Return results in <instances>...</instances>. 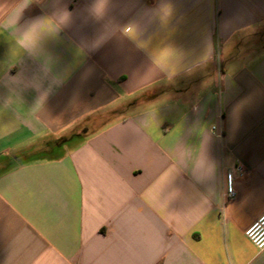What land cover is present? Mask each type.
Wrapping results in <instances>:
<instances>
[{
  "label": "crops",
  "instance_id": "obj_1",
  "mask_svg": "<svg viewBox=\"0 0 264 264\" xmlns=\"http://www.w3.org/2000/svg\"><path fill=\"white\" fill-rule=\"evenodd\" d=\"M263 214L264 0H28L0 28V264H264Z\"/></svg>",
  "mask_w": 264,
  "mask_h": 264
},
{
  "label": "built area",
  "instance_id": "obj_2",
  "mask_svg": "<svg viewBox=\"0 0 264 264\" xmlns=\"http://www.w3.org/2000/svg\"><path fill=\"white\" fill-rule=\"evenodd\" d=\"M236 171L230 170L226 175V197L231 199L235 191ZM247 238L259 249L264 250V214L255 221L245 232Z\"/></svg>",
  "mask_w": 264,
  "mask_h": 264
},
{
  "label": "clouds",
  "instance_id": "obj_3",
  "mask_svg": "<svg viewBox=\"0 0 264 264\" xmlns=\"http://www.w3.org/2000/svg\"><path fill=\"white\" fill-rule=\"evenodd\" d=\"M28 3V0H24V3L17 7L11 12V14L6 19H0V28L3 29H14L17 23L18 15L20 9L23 8ZM28 34L19 39V43L22 47H29L32 43H25Z\"/></svg>",
  "mask_w": 264,
  "mask_h": 264
},
{
  "label": "rangeland",
  "instance_id": "obj_4",
  "mask_svg": "<svg viewBox=\"0 0 264 264\" xmlns=\"http://www.w3.org/2000/svg\"><path fill=\"white\" fill-rule=\"evenodd\" d=\"M73 144H70V145H64V147L61 149V151H56L54 153H59V152H63V151H66L68 150L70 147H72ZM42 156H39V158H41Z\"/></svg>",
  "mask_w": 264,
  "mask_h": 264
}]
</instances>
